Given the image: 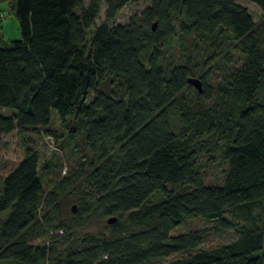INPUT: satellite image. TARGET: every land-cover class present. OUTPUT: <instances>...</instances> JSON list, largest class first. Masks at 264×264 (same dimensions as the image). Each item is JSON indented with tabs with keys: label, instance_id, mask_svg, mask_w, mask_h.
<instances>
[{
	"label": "trees",
	"instance_id": "16d2710c",
	"mask_svg": "<svg viewBox=\"0 0 264 264\" xmlns=\"http://www.w3.org/2000/svg\"><path fill=\"white\" fill-rule=\"evenodd\" d=\"M5 1L20 37L0 35V147L15 132L22 157L0 158V264H264V0L257 20L238 0H149L126 23L133 0ZM52 110L72 124L62 168L36 145L58 137ZM195 219L213 223L174 232Z\"/></svg>",
	"mask_w": 264,
	"mask_h": 264
},
{
	"label": "rangeland",
	"instance_id": "374dc122",
	"mask_svg": "<svg viewBox=\"0 0 264 264\" xmlns=\"http://www.w3.org/2000/svg\"><path fill=\"white\" fill-rule=\"evenodd\" d=\"M85 3L88 0H84ZM241 4L245 5L254 20L259 19L261 12L258 7L248 0H238ZM149 4V0H133L127 3L123 8L117 13L115 17L114 23H126L129 17L133 13H139ZM105 6L101 5V10L99 14L98 22L103 18V10ZM0 35L4 36L6 40H14L20 37L19 27L14 16L8 11L7 4L5 0H0ZM51 123L50 128L55 131V134L58 136L54 141L50 138L38 137L35 136L36 145L40 153V165L43 164L44 161H56L57 157H63L62 164L65 167L68 165L67 159L71 155L70 146H68L67 142L71 141L70 138L66 135L68 133L69 128L71 127V121H65L64 126H61V119L55 114V111H51ZM55 138V137H54ZM4 142L7 144L6 148L0 147V158H4L6 161L4 171H8L12 166H14L22 157V148L19 140L16 137L15 132L4 137ZM53 166V164L51 165ZM223 165L214 164L204 170V179L208 182H218L222 175ZM49 176H54L56 174V169H52ZM157 195L153 196V199H156ZM74 204L73 201H65L63 203V216L67 217L70 212V207ZM213 222L204 221L201 219H195L183 224V226L177 228L174 232L186 231L188 229L194 228H202L206 226H210ZM105 219H100L94 221L88 227L84 229H80L79 232L83 231H103L106 228ZM233 235L230 231L221 234V235H212L206 241H204L199 247L200 248H208L215 246L221 242H226L232 239ZM183 253H181L182 255ZM180 256V254H175L170 256L168 259H161L149 264H167V261L171 258Z\"/></svg>",
	"mask_w": 264,
	"mask_h": 264
},
{
	"label": "water",
	"instance_id": "95a60500",
	"mask_svg": "<svg viewBox=\"0 0 264 264\" xmlns=\"http://www.w3.org/2000/svg\"><path fill=\"white\" fill-rule=\"evenodd\" d=\"M154 26L155 23L152 24V28H154ZM187 82L193 85L198 92L202 91V83L197 77H188ZM75 209H76L75 204H73L71 206V210L74 211ZM106 221L107 223H112L113 221H115V217L108 218Z\"/></svg>",
	"mask_w": 264,
	"mask_h": 264
},
{
	"label": "crops",
	"instance_id": "0c3cea01",
	"mask_svg": "<svg viewBox=\"0 0 264 264\" xmlns=\"http://www.w3.org/2000/svg\"><path fill=\"white\" fill-rule=\"evenodd\" d=\"M6 2V1H5ZM3 38H4V36H3Z\"/></svg>",
	"mask_w": 264,
	"mask_h": 264
}]
</instances>
